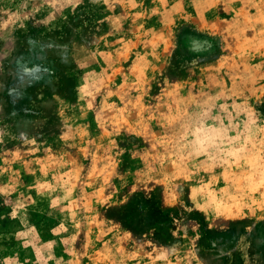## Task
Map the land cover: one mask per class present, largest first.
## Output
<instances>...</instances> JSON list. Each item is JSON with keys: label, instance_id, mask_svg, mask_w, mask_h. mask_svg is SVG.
<instances>
[{"label": "rangeland", "instance_id": "obj_1", "mask_svg": "<svg viewBox=\"0 0 264 264\" xmlns=\"http://www.w3.org/2000/svg\"><path fill=\"white\" fill-rule=\"evenodd\" d=\"M0 264H264V0H0Z\"/></svg>", "mask_w": 264, "mask_h": 264}]
</instances>
